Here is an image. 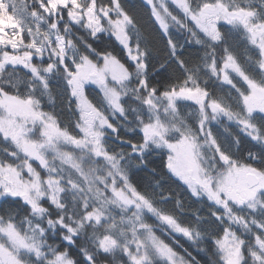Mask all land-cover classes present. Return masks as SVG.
<instances>
[{
	"label": "snow or ice",
	"instance_id": "1",
	"mask_svg": "<svg viewBox=\"0 0 264 264\" xmlns=\"http://www.w3.org/2000/svg\"><path fill=\"white\" fill-rule=\"evenodd\" d=\"M143 8L0 0V264H264V0Z\"/></svg>",
	"mask_w": 264,
	"mask_h": 264
},
{
	"label": "trees",
	"instance_id": "2",
	"mask_svg": "<svg viewBox=\"0 0 264 264\" xmlns=\"http://www.w3.org/2000/svg\"><path fill=\"white\" fill-rule=\"evenodd\" d=\"M122 6L125 8L126 11H128L135 19L138 21L143 22L146 25L150 26V21L148 20V17L145 13V10L143 8V0H121ZM237 54L241 57L243 60V52L241 50L237 51ZM186 58L188 57V53H184ZM155 73L153 76L155 77ZM211 84V82H210ZM212 88H216V84H211ZM89 93L91 95H95L94 90L89 89ZM57 100H59V96L56 97ZM64 117H68V113L64 112L63 113ZM244 147H253V150H257L255 146L250 145L248 141L243 142ZM154 161H158L159 157H153L152 158ZM152 166V165H150ZM163 175H167L166 173H162ZM138 181L141 184V187L147 186L153 191H156L157 188H164L165 190H171L172 194L175 195L176 193L179 194V197L181 199H190L189 194L186 191H182L174 181L171 180V178L168 179H160V176L149 173L147 170H145L143 173H141L140 177L137 178ZM156 181H159V184H155ZM194 255H197L198 259H201L202 257L200 254L196 253L195 251L193 252Z\"/></svg>",
	"mask_w": 264,
	"mask_h": 264
},
{
	"label": "rangeland",
	"instance_id": "3",
	"mask_svg": "<svg viewBox=\"0 0 264 264\" xmlns=\"http://www.w3.org/2000/svg\"><path fill=\"white\" fill-rule=\"evenodd\" d=\"M4 23H5V21L2 18H0V29H2Z\"/></svg>",
	"mask_w": 264,
	"mask_h": 264
}]
</instances>
